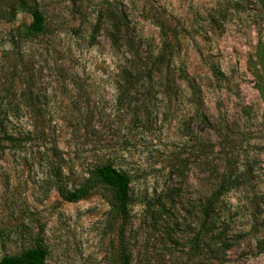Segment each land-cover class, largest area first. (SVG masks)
I'll list each match as a JSON object with an SVG mask.
<instances>
[{
    "label": "rangeland",
    "instance_id": "obj_1",
    "mask_svg": "<svg viewBox=\"0 0 264 264\" xmlns=\"http://www.w3.org/2000/svg\"><path fill=\"white\" fill-rule=\"evenodd\" d=\"M27 1L44 19L34 38L30 15L0 0V259L38 247L41 264H117L110 191L63 200L46 166L55 143L67 191L107 161L128 174L131 264H264V0ZM164 44L199 112L178 79L172 95L158 81L124 88L120 50ZM223 174L237 185L223 196L219 253L204 241L194 251L192 212Z\"/></svg>",
    "mask_w": 264,
    "mask_h": 264
},
{
    "label": "trees",
    "instance_id": "obj_2",
    "mask_svg": "<svg viewBox=\"0 0 264 264\" xmlns=\"http://www.w3.org/2000/svg\"><path fill=\"white\" fill-rule=\"evenodd\" d=\"M11 9L25 11L30 15L31 20L25 27L23 33L25 37L34 38L43 33V15L33 4L29 3L27 0H12ZM162 36L164 42L167 44V34L163 33ZM110 38L112 43L116 45L119 40L122 38L124 39V35L121 33L119 26L116 27V32L113 31L110 33ZM173 50L172 47L165 44L161 45L155 53L143 52L140 47L136 46H125L122 51L120 50L124 59L119 69L121 82L126 90H130L135 89L138 85L143 83L158 81L160 82V93L165 96L172 95L176 92L177 86L175 85V80L178 79L185 84V88L188 90L192 99V105L199 112L201 106L198 99L199 89L184 69H180L179 75L177 78L175 77L176 72L171 67ZM147 99L148 97L140 101L139 104L140 110L146 116L149 111ZM34 130L36 129L34 128ZM217 131L214 130V133ZM35 133L38 144L44 147L46 137L43 135L42 131H36ZM220 146L224 147L225 145L222 144ZM45 155L47 156V170L52 179L51 186L56 189L63 200L71 202L81 199L86 197L93 189L100 187L107 188L110 191L112 196V212L120 217L122 223V227L119 229L117 235V264H131V253L126 245L125 231L123 229V224L127 218V208L130 202L128 174L115 166L112 162L107 161L90 170L88 178L79 188L67 191L60 183L61 165L59 164L62 160L61 151L56 144L53 143L49 148H46ZM234 178L232 174H223L219 180L217 177L213 179L212 182L209 183V190L208 193H206V198L203 201L199 200V209L192 212L193 217L199 218V230L193 235L194 237L192 240L194 251L199 247V243L203 241L209 247L211 245L216 246V243L220 246L222 245L218 225L222 222L221 217L223 214L225 215V208L227 207L223 201V196L237 185V180ZM257 203V201L250 199L247 205L251 208L257 205ZM253 219L255 220V217H253ZM223 247H221L220 250H223ZM218 250L219 248H217V246L216 248L210 247V252L212 253H219ZM44 257L45 252L35 247L29 248L17 256H4L0 259V264H41Z\"/></svg>",
    "mask_w": 264,
    "mask_h": 264
}]
</instances>
